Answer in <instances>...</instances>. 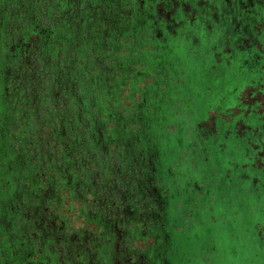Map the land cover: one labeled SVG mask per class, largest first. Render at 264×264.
Returning <instances> with one entry per match:
<instances>
[{
    "label": "trees",
    "instance_id": "16d2710c",
    "mask_svg": "<svg viewBox=\"0 0 264 264\" xmlns=\"http://www.w3.org/2000/svg\"><path fill=\"white\" fill-rule=\"evenodd\" d=\"M110 1L112 0H0V106L2 107L3 116L5 115L1 122L0 135L9 136L8 138L12 139L14 132L9 131L10 121L7 118L10 120L14 116H18L24 122L20 127V132L17 134V145H20L23 149H28L26 146L27 142L30 141V138L38 135V129L31 131L27 127L28 119L24 115L27 108L26 100L29 93L31 94L29 90L24 89L33 86V80L26 78L25 72L19 71L20 68L30 74L34 72L39 74L41 78L38 83L40 84L41 81L45 87H50L51 91L53 88H59L62 85L66 88L70 94L64 108L65 111L63 110V115H65L63 117L64 122L61 124L57 117L53 118L54 120L56 119V122L53 123L54 133L59 135L63 131V125L65 124L68 129L67 132L72 133L75 137L79 136L78 141L81 142L82 133H78L77 129L80 130L84 123V121H81L83 118L80 117L84 111L90 119L93 116L95 117L96 115L91 112L93 110L91 107L95 103L99 107L98 113L96 112L97 115L101 119H105L108 122L106 125L109 126L110 121L119 117L117 116L119 108L116 98L119 100L127 88L130 91L127 95L125 94V99L126 101L129 100L131 92L132 104L128 108L125 107V111H128V113L135 112L140 109L142 104L139 98L143 100L146 94L151 93L154 86L160 84V77L162 78L161 65H164V68L167 69L164 70L165 72L170 70L174 74L172 81L175 74H178L181 79L178 81L175 78L177 85L174 89L179 90L181 88L186 91L185 94L194 102L198 100L196 91H199V87L206 85L214 92H217L215 85L221 80L223 82L226 81L228 75H231L232 70L236 68L237 62L241 61L243 63L244 59H251L258 50L259 45L264 42V0H140L135 13H132L131 10L125 11L126 8L123 6L121 9L123 11L119 10L121 18L112 14L109 6ZM27 13L30 16V25L25 27L15 26V28L11 29L12 24L24 19ZM96 15L99 19H96ZM81 18H83L84 22L82 27L78 28L77 25L81 23ZM122 18L129 19L134 28L138 27L140 29V20L142 23L146 22L154 27L150 26L153 32L151 37H149L155 43L152 53H148L146 50L138 54L139 49L136 51V57H143L144 53L148 56V76L138 72V65H134L138 63V59H132L130 65L127 61L131 59L130 45L123 41L129 35L127 31L117 29L118 26H122ZM98 20H102V25L107 30L103 31L98 27L96 23ZM141 25L144 26V24ZM147 26L149 27L148 24ZM140 35L141 33L139 38L141 37ZM167 37L170 40L167 39L166 41L165 38ZM177 40H182L183 42L179 43ZM116 41L119 42L116 43ZM105 42H108L104 49L108 53V58L104 61L106 64L102 66L95 56L98 50L105 47ZM184 42L188 44L187 46H191L190 48L188 47L187 55L180 48ZM115 47L120 51L118 52L120 58L118 64L115 62L111 63ZM226 47H230L231 52H229L227 58H224L223 49ZM121 49H123L122 52ZM124 49H126L125 52ZM70 50L74 51L73 56L67 55ZM155 51L158 53L156 54ZM126 52L129 55H126ZM154 57L155 61L153 60ZM181 57L184 58L182 59ZM60 59L63 61L56 65L54 62ZM74 61L75 65H73ZM17 63H19L18 67H16ZM116 64L118 74L115 81L110 77H102V67L108 71L112 69L111 67L115 68ZM127 67H132V69L135 68L136 70L134 77H129L130 80L127 79L128 73L125 72ZM189 67H191L190 70ZM61 76H64L63 79ZM143 79L152 80L150 84H147ZM134 80L138 82L134 83ZM104 86L107 89L102 91ZM20 88H23V91L19 98L7 100L6 92L8 89L19 90ZM82 90L85 95L78 99L74 93ZM12 102L16 103V105H13ZM11 103L12 108L10 107ZM85 108H90V113ZM214 112H217V110H210L209 114L211 115ZM52 113H54L52 116H55V111ZM33 114H35V111ZM251 118L255 117L252 115ZM73 121L75 123L74 127L72 125ZM218 122L222 124L223 129L231 128L232 130L234 127L228 120H224L222 116L218 118ZM261 125L262 123H260ZM140 127L138 125L137 129ZM258 127L259 125L256 128ZM222 128L221 130H223ZM113 129L108 127L109 133L112 135L114 133ZM84 130L87 135L95 133L98 136L99 131L97 132L96 129L93 130L92 128V130L87 132L85 126L83 132ZM260 130L263 129L261 128ZM139 131H141L142 137L146 133L142 130ZM195 132L197 133L198 129ZM20 133L22 136L19 135ZM262 134L263 138L260 142L252 134L248 135L250 138H244L240 141L245 145L246 149L252 150L249 140L255 138L259 143L264 142V133ZM222 135L213 136L211 144L202 135H198V138L194 134V137H190L188 140L185 138V151L189 156L188 158H190V160H187L185 167L186 169L193 168L194 170L197 168L198 172V163L207 162L212 171V166H214V170L217 172H214L213 175L221 176V173H223L224 179L221 181L220 177H217L216 187L212 189L207 188L205 185L207 191L211 192L212 200L216 199L215 191H222L223 193H234L235 197L231 201H240L241 197L245 196L246 191L243 185L236 182L238 170L241 168L240 163L237 160L236 163L233 162V165L228 170L231 176L228 177L224 174L227 171L224 170L226 168L224 164L215 165V162H213L218 154L223 157L229 156L227 150L221 147V144H223ZM160 137L165 139L166 136L160 134ZM60 138L62 139L63 137ZM112 138L114 139V136ZM143 139H145L147 145V137L145 138L144 136ZM218 139L221 142H217ZM93 149L95 150V146ZM206 149H210L212 152V159H206L208 157ZM145 152H148L149 155L151 154L150 151L146 150ZM194 154L195 156L197 155L198 159L191 160ZM148 166L151 165L148 163ZM163 166L165 168V178H163L165 184L162 189L164 192H168V195L163 194L165 199L163 201L164 210L166 212L164 211L165 214L163 215L165 229L162 231L165 238H163L164 243L159 244L163 245L164 248H169V250L172 245H177L178 255L180 256L176 258V264H196L199 261L195 262L194 257L196 256H191L189 251V248H191L189 245L190 241L188 240L191 237L189 232L194 230V228L186 227L182 229L181 227L184 220L183 216L188 217L189 220H191L190 218L193 219L194 215L191 214L194 206L193 201H195L196 197L199 198L197 184L195 182L186 184L183 190L179 188H176L175 191L169 189L166 182L168 180L171 181V184L173 182L168 171L173 165L169 166L166 160ZM245 169L250 172L258 171L259 174H264L262 169H255L252 165H248ZM250 176L254 178L252 175ZM252 178L251 180H253ZM234 182L237 186L229 187ZM198 185L201 186L202 184L199 182ZM203 190L204 186H202ZM176 191L181 194L180 200L183 196L184 201L176 200V198L179 199V194ZM248 196L251 198L250 201L259 202L261 198L264 199V190L258 195ZM156 199L158 200V198ZM157 202L155 201L156 204ZM154 208L160 209V203ZM168 212H171L170 216ZM204 214H212L213 217H208L209 220L217 219L216 223L219 222L218 212L210 213L209 209L204 207ZM199 228H202V225L197 227V229ZM195 231L198 230L195 229ZM262 245H264V241H262ZM165 257H168L170 261L174 259L170 255ZM164 260H162L161 264H168L166 263L168 260Z\"/></svg>",
    "mask_w": 264,
    "mask_h": 264
},
{
    "label": "flooded vegetation",
    "instance_id": "af4514ba",
    "mask_svg": "<svg viewBox=\"0 0 264 264\" xmlns=\"http://www.w3.org/2000/svg\"><path fill=\"white\" fill-rule=\"evenodd\" d=\"M128 20L122 18V22ZM83 22L81 18L77 27L81 28ZM128 23L126 27L118 26L117 29H134ZM141 24L152 27L149 23ZM141 24L139 27L143 28ZM134 40L129 36L123 42L131 46ZM151 42L154 43L150 39L149 44ZM142 44L139 43L135 49H139L138 54L146 50L152 53L155 43L152 49ZM107 45L105 42L104 49ZM104 49L97 53L101 59L102 53H107ZM113 52L118 54L120 51L115 47ZM144 56L147 59V54ZM131 60H128L129 65ZM111 68L108 73L118 72L117 65ZM129 69L127 67L126 71ZM103 88L107 89L106 86ZM31 89L32 86L24 90L32 92L31 96ZM20 94L17 91L16 96L19 98ZM130 95L125 102L126 108L132 104L131 92ZM146 99L147 94L135 112L125 111V120L118 117L110 121L109 127L114 128L115 134L104 139L99 131L98 136L95 133L82 135L81 142L78 141L79 136L74 135L71 141H67L63 128L64 137L53 146V151L50 153L47 149L45 156L38 158V154L33 153L34 137L26 144L29 160L25 167L22 165L24 156L17 154V134L13 133L12 139L1 135L0 264H161L164 259L172 264L173 259L170 261L169 256H165L177 258V245L175 248L172 245L171 250L160 245L165 238L162 231L165 229L163 215L166 212L163 194L168 195L162 189L165 184L161 175L163 171L157 164L152 166L151 156L145 152L150 149L143 139L145 135L142 137L141 131H138L140 139L134 135L137 123L141 124L138 130L142 131V126L146 125L161 128L162 113L159 118L148 116L143 119L139 115L136 120L131 119L143 110ZM15 118L7 120L12 123ZM63 122L62 118L60 123ZM137 152H145V155L135 157ZM39 154L43 155L40 150ZM18 163L21 165L19 168H10ZM5 164L7 168H4ZM155 201L160 203V209L154 208L159 204ZM168 214L170 216L171 212Z\"/></svg>",
    "mask_w": 264,
    "mask_h": 264
},
{
    "label": "rangeland",
    "instance_id": "374dc122",
    "mask_svg": "<svg viewBox=\"0 0 264 264\" xmlns=\"http://www.w3.org/2000/svg\"><path fill=\"white\" fill-rule=\"evenodd\" d=\"M135 2L136 0H112L110 1L109 6L112 10V14L121 18L119 10H121L123 6L126 8L125 11L131 10L132 13H135V10H137L138 5L140 4V0H138L136 3ZM96 19H99L98 16ZM29 20L30 16L29 13H27V16L24 17V19L14 22V24L11 26V29L15 28V26H28L30 25ZM128 22L130 23V20L122 22V27H126ZM96 23L103 31L107 30L106 28L104 29L102 20H98ZM139 23H142L141 20ZM130 26L132 27L131 23ZM127 31L130 38L135 39L130 46L131 49H133L131 50V59H138V63H135L134 61V65H138V72L141 74H147L148 76L149 61L145 58V56H137V58L135 49L138 48L139 43H143V46H149V49L153 48L154 43L151 42V44H149V37H151L153 29L145 25L143 28L140 27V29H138V27H135L134 29ZM140 33L141 37L139 38ZM167 39L170 40L169 37L165 38L166 41ZM177 42L182 43L183 41L177 40ZM183 44H180L181 46H179L182 52L187 55L189 46H187L188 44L186 42ZM102 49L104 48H101L100 50L102 51ZM229 52H231L230 47L224 48L223 57L227 58ZM73 54L74 51L70 50L67 55L73 56ZM106 55L107 53H102V59L100 55H96L97 60L101 62L102 66L106 64L104 62L106 60ZM113 55L114 57L111 58L112 63L115 62L118 64V62H120V58L117 52H113ZM181 58L183 59L184 57ZM61 61L63 60L60 59L54 63L59 65ZM75 61L73 62V65H75ZM226 61L228 62V60ZM263 62L264 42L259 45V48L255 52L253 59H244L243 63L238 61L235 65L236 68L232 70L231 75H228L226 81L223 82V80H221L217 85H215L217 92H214L206 85L199 87V91H196V97L198 100L194 102H192L188 95L185 94L186 91L182 90L181 88H179V90L174 89L177 85L175 78H177L178 81L181 79L179 78L178 74H175L174 80L172 81L171 79L174 74L170 70L165 72L164 70L167 69L164 68V65H161L162 78L160 77V84L154 86L151 90V93L149 92L147 94V99L144 101L143 110L140 111L139 114L137 113L134 118H131L136 120L139 115H142L143 119L147 118L148 116L150 118H159L161 112V118L163 119V126L161 125V128L159 127L156 129V127L152 126H142V129H144L143 131L146 132L145 138L147 137L148 147L150 148L149 151L151 152L150 158L152 166L156 164L160 166V170L163 171L161 175L163 178H165V168H163V164L167 160V164L169 166L173 165L171 169H167L170 172L173 181V185L169 180L166 182V185L169 189H173L175 191L176 188H179L180 190H183L186 184L191 182H195L197 184L196 186L199 190V198L196 197L195 201H193L194 206L191 212V214L194 215L193 219L190 218L191 220H189L188 217L183 216L184 220L182 221L183 223L181 227L182 229H185L186 227L194 228V230L190 229L191 232H189V234L191 237L188 240L190 241L189 245L191 248H189V251L191 252V256H196L194 257L195 262L199 261L196 264H264V245H262V241H264V199L261 198L259 202H255L250 201L251 198L248 196L253 194L258 195L262 190H264V174H259L258 171L250 172L245 169L248 165H252L253 168H260L264 171V142L259 143L263 138L262 133H264ZM18 64L19 63L16 64V67H18ZM190 69L191 67H189V70ZM101 70L103 72L101 74L102 77H110L113 79V81L117 79V72H115V70L110 73L103 70L102 68ZM19 71L25 72V77L29 78L31 81L33 80V89H31V91H33V95L30 96L29 93V96L27 97V108L24 115L27 116L26 118L28 119L27 127L31 131L38 129L37 137L35 136V139L30 138V141H32V139L37 141L33 143V145L35 144L33 153L38 154V158L41 156L44 157L47 149L49 152L50 150L53 151V146L62 140L60 137H64L62 136L63 133L65 134L67 141H71L73 138V134L67 132L68 129L65 125L63 126L65 129L64 132L59 133L61 136L54 133L55 130L53 129V123L56 122V119L54 120L53 118L57 117L58 121H60L65 116L63 115V112L65 111L64 108L70 93L64 88V86H59V88L55 87L51 91L50 87H45L41 81L40 84L38 83L41 78L39 74L35 72L30 74L28 71H24L23 68H20ZM125 72L128 73L127 79L130 80L129 77L132 76L133 78L136 70L135 68L132 69V67H130V69ZM151 80L143 79V81L147 84H150ZM137 82L138 81L135 82L134 80V83ZM29 88H31V86H29ZM22 89L23 88H20L19 90L8 89L6 92L7 99L14 100L17 97L15 92L17 93V91H19V93H21ZM102 89L105 91L104 88ZM128 92L129 90L126 88L122 97L120 96L119 100L116 98L119 108V117L122 120L126 119L125 94L127 95ZM84 93L85 92L82 90L75 91L74 94L78 99H81L82 95H85ZM139 101L141 103L142 99L139 98ZM12 103L13 105H16V103ZM91 109L93 110L91 111ZM91 109L85 108V110H89V113L91 111L93 115L95 114L96 116H93V118L90 119L84 111L81 115L83 118L82 121H84V123L82 124V127H80V130L77 129L78 133H82L83 136H86L87 134L85 133V130L83 132V129H85V126L87 125L86 131H90L92 128L93 130L96 129L97 132H101L100 135L102 139L110 136L108 130L109 126H107L105 122L101 120L100 116L97 115L99 107L94 103ZM214 109L217 110V112H214L210 115V110ZM51 110L52 112L55 111V116H52L54 113H50ZM153 110L154 114L151 115ZM34 111L35 114H33ZM84 114H86V116H84ZM252 115L255 118H251ZM221 116L222 118L224 117V120H228L231 124H233L234 127L232 130L231 128H222V124L218 122V118ZM4 118L5 115L3 116L2 107L0 106V128L2 119ZM95 121L97 124L94 123ZM23 123V120L16 116L12 123H9L8 129L10 132L18 134ZM260 123H262L261 126ZM255 124H258L259 127L256 128L258 125L255 126ZM72 125L74 127V121ZM137 126L138 123L134 128V132L136 133L134 135H137L139 138V130L137 129ZM139 126H141V124H139ZM221 128L223 130H221ZM261 128L263 130H260ZM196 129H198L197 133L195 132ZM160 134H163V136L165 135V139H161ZM194 134L198 138L201 135L204 136L205 139L209 140L210 144L212 142L213 136L223 134V144H221V147L222 149L227 150V154L229 156L223 157L218 154L213 162H215V165L223 163L226 167L224 170H227L224 172V174L228 177L231 176L228 170L230 166L233 165V162L236 163L237 160V162L240 163L241 168L238 170L236 182L243 185V187L246 189L245 196H242L240 201H231L235 197L234 193H223L222 191H215L216 199L214 201L212 200L211 192L209 190L207 191V188L212 189L216 187L215 184L217 183V177H220L221 181L224 179L223 173H221V176H218L217 174L213 175V173L217 171L214 170V166H212V164L210 165L212 166L213 171L207 162L198 163V172L197 168L196 170L193 168L186 169L185 165L188 162L187 160H190V158H188L189 156L186 154L184 140L185 138L188 140L190 137H194ZM251 134L256 136L259 142L255 138L250 139V147L252 150H248L240 140L244 138H250L248 135ZM19 135L22 136L21 133ZM38 140H41V143L43 144H39ZM217 142H221L220 139H218ZM18 146L19 149L17 150V154L24 156L25 161L22 165L25 167L27 165L26 162L29 160V157L26 154L27 149H23L20 147V145ZM39 150L41 153H43V155L39 154ZM27 152H29V150ZM206 153L208 154L206 159H212V152L210 149H206ZM213 154L215 155L214 152ZM141 155L144 156L145 152H141V154L138 152L134 153V156L138 158H141ZM192 157L193 158L191 160H195V158L198 159L197 155L195 156V154L192 155ZM95 158H97V155ZM19 166H21L20 163L16 165L13 164L10 166V168L15 169L16 167L19 168ZM7 167L8 165L5 164L4 168ZM38 170L40 171L39 168ZM250 175H252L254 178H252ZM251 178L253 180H251ZM198 181L200 184H202L201 186L198 185ZM6 182L7 180L4 179V183ZM202 186H204L203 191ZM236 186L237 185L235 182L229 185V187ZM176 193L179 194L177 191ZM180 195L181 194L178 196L179 199L176 198V200L184 201L183 196L180 200ZM12 198L14 199V196L11 195V199ZM204 207H207L210 213L214 211L219 213L218 223H216L217 219H213L212 221L209 220V218H212L213 215L204 214ZM200 225H202V228L197 229V227ZM195 229L198 231H195ZM178 254L179 250L177 251V255ZM179 256L180 255H178V257ZM173 258L172 264H176V256Z\"/></svg>",
    "mask_w": 264,
    "mask_h": 264
}]
</instances>
